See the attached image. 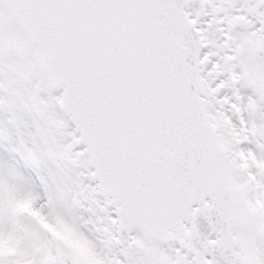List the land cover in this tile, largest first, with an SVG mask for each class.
Listing matches in <instances>:
<instances>
[{
	"label": "snow or ice",
	"instance_id": "6c2138e0",
	"mask_svg": "<svg viewBox=\"0 0 264 264\" xmlns=\"http://www.w3.org/2000/svg\"><path fill=\"white\" fill-rule=\"evenodd\" d=\"M0 264H264V0H0Z\"/></svg>",
	"mask_w": 264,
	"mask_h": 264
}]
</instances>
